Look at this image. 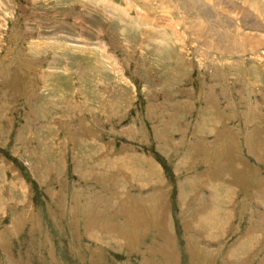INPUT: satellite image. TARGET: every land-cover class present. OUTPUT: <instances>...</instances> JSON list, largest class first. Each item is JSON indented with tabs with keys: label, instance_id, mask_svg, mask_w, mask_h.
I'll return each mask as SVG.
<instances>
[{
	"label": "rangeland",
	"instance_id": "374dc122",
	"mask_svg": "<svg viewBox=\"0 0 264 264\" xmlns=\"http://www.w3.org/2000/svg\"><path fill=\"white\" fill-rule=\"evenodd\" d=\"M252 2L0 0V264H264Z\"/></svg>",
	"mask_w": 264,
	"mask_h": 264
},
{
	"label": "bare ground",
	"instance_id": "6f19581e",
	"mask_svg": "<svg viewBox=\"0 0 264 264\" xmlns=\"http://www.w3.org/2000/svg\"><path fill=\"white\" fill-rule=\"evenodd\" d=\"M244 1V0H243ZM247 2H249V3H251L252 2V0H245V3H247ZM262 2H263V0H262ZM253 3V2H252ZM251 3V4H252ZM253 5V4H252ZM262 7V6H261ZM253 8H257L255 5H253ZM188 10H190V9H188ZM190 11H194L195 12V14H197L198 16H196L194 13L192 14L193 16L195 15L196 17H204L205 16V14L207 15V16H211V14L215 11V9H212V10H210V9H207V8H205L204 10H199L198 12H196L194 9L193 10H190ZM258 13V12H257ZM259 13H260V11H259ZM216 14V13H215ZM182 16H184L185 18H189V19H193L194 17H192V16H190V13H183L182 14ZM196 17L194 18V20L196 19ZM182 18V17H181ZM184 18V19H185ZM201 18V19H202ZM216 18H219V16L216 14ZM200 19V18H199ZM197 20V19H196ZM219 21V20H218ZM191 22V24H193V22L192 21H190ZM197 23H198V21H197ZM222 23L223 24H225V25H227V26H231L232 25V23H230V22H225V21H222ZM220 24V23H219ZM195 26V25H194ZM223 26V25H222ZM219 27V26H218ZM226 27V26H225ZM224 27V28H225ZM256 28V27H255ZM228 29V28H227ZM197 33V32H196ZM229 36V35H228ZM227 37V36H226ZM218 38V37H217ZM219 39V38H218ZM229 39V38H228ZM234 40V39H233ZM228 41V40H227ZM238 41V40H237ZM239 41H241V40H239ZM229 42V41H228ZM231 42V41H230ZM235 43V42H234ZM160 44V43H159ZM215 44V43H214ZM218 43H216V45H217ZM223 44V43H222ZM225 44V43H224ZM233 44V43H232ZM239 44H240V42H239ZM239 44H237V45H239ZM226 45V44H225ZM228 45V44H227ZM236 46V45H235ZM217 47V46H216ZM217 49H218V47H217Z\"/></svg>",
	"mask_w": 264,
	"mask_h": 264
},
{
	"label": "crops",
	"instance_id": "0c3cea01",
	"mask_svg": "<svg viewBox=\"0 0 264 264\" xmlns=\"http://www.w3.org/2000/svg\"><path fill=\"white\" fill-rule=\"evenodd\" d=\"M87 222H88V223H92L93 220L89 218V219L87 220ZM133 233H134V232H131V231H129V230H127V229L125 228V231L122 230V231L119 232V236L122 237L123 239L127 237V239L129 240V238H131V235H132Z\"/></svg>",
	"mask_w": 264,
	"mask_h": 264
}]
</instances>
